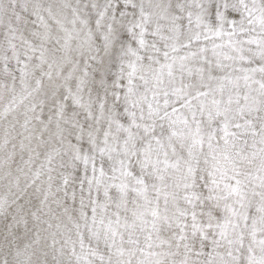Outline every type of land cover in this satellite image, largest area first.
Returning <instances> with one entry per match:
<instances>
[{
	"label": "snow or ice",
	"instance_id": "6c2138e0",
	"mask_svg": "<svg viewBox=\"0 0 264 264\" xmlns=\"http://www.w3.org/2000/svg\"><path fill=\"white\" fill-rule=\"evenodd\" d=\"M0 264H264V0H0Z\"/></svg>",
	"mask_w": 264,
	"mask_h": 264
}]
</instances>
